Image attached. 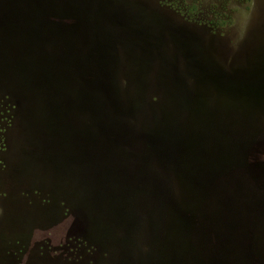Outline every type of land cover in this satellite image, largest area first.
<instances>
[{"label":"rangeland","instance_id":"374dc122","mask_svg":"<svg viewBox=\"0 0 264 264\" xmlns=\"http://www.w3.org/2000/svg\"><path fill=\"white\" fill-rule=\"evenodd\" d=\"M40 1L42 10L11 12L22 24L0 10V264H163L151 209L139 211L138 196L120 209L106 198L111 188L91 181L100 158L73 100L105 76L117 100L137 109L160 97L154 106L177 127L204 122V107L231 109L223 130L261 129L264 0ZM115 214L143 222L132 240L106 231L100 242L97 225ZM175 232L161 234L172 250ZM85 238L100 247L94 257Z\"/></svg>","mask_w":264,"mask_h":264},{"label":"trees","instance_id":"16d2710c","mask_svg":"<svg viewBox=\"0 0 264 264\" xmlns=\"http://www.w3.org/2000/svg\"><path fill=\"white\" fill-rule=\"evenodd\" d=\"M91 96L100 106V113L108 121L110 119L115 121L112 117L113 111L104 103V100L106 102L104 94H97L96 98L93 94ZM214 96L212 99L215 98ZM159 98L157 95L152 96L150 98L151 105L147 104L144 109H137L134 104L120 102L114 96H110V101L112 106L118 109L116 120L121 121L116 124V127L126 139V141L119 142L118 148V157L127 163L130 175L129 181L123 188L124 200L127 199L128 203H133L138 196L137 190L143 189L148 195L149 203L162 204L156 212L161 216L162 221L171 216L178 217L179 231H176L175 234H178L180 238H178L176 250H172L170 247L167 236L161 235L168 231V226L157 233V237L161 238L160 256L163 264H264V233H262L264 232V126L256 130L253 124L249 123L240 124L236 130L228 129V127L223 130L224 124L221 123V119L228 113L230 114L231 109L225 113L216 112L213 114L212 112V115L209 111V115L208 110L204 107H200L199 112L204 118V122L198 120L199 124L197 123L193 129L186 128L185 124L181 125L182 130H186L178 129L181 139L191 140L195 143L194 147L200 146L201 148H208L211 143L219 139L226 156H231L238 163L237 166L224 169L218 176H214L212 179L213 188L209 191V196L206 197L208 199L205 201L202 199L200 204L191 207L195 204L194 193L190 188L193 186L183 179L179 172L173 170L172 164L175 165L173 162L174 145L162 142V144H158L150 137L157 136L155 131L158 127L156 125L162 129H177V119L170 123L169 120L173 118L167 114L169 111L154 106L155 103H158ZM194 108L196 111L198 107ZM219 114L222 115L219 116ZM164 118L167 120H162ZM85 120L86 124L94 125V118L86 116ZM261 120L264 123V118ZM122 126L123 129L120 130ZM129 131L139 140L137 145L136 138L131 139L128 136ZM103 135L106 136V134ZM157 145L164 147L165 155L157 153ZM188 148L186 147L184 152L179 153L176 157L180 167L184 166L185 169L189 167L192 171L190 165L196 167L194 164L200 161L202 155ZM109 149L111 147L107 148V150ZM108 152L112 154V152ZM145 167L160 178L163 190L161 185L155 186L151 178L139 179L136 176ZM169 183L174 186L173 205H168L169 201L166 202L164 197ZM104 208L105 206H103V210ZM118 208L125 209L126 207ZM139 213L143 217L145 216L142 219H150L148 214ZM114 216L116 218L105 219L106 222L103 221L97 225L101 234L98 237L100 242L106 240V231L111 234L125 235L126 238H129L132 233L129 238L132 240L136 232L134 229L138 228L143 220L137 218L134 221L131 219V222H125L121 218L118 219L116 214ZM188 229L187 243L185 239H182V236L186 235ZM84 240L89 246V251L91 250L90 255L94 257L100 247L96 246V242L90 238ZM106 244L110 251L113 248L110 237ZM145 250L148 252L150 250L147 244ZM181 251L182 257L179 261ZM100 252L102 251L100 250ZM107 252L108 250L104 254L107 255ZM175 258H177L176 262Z\"/></svg>","mask_w":264,"mask_h":264},{"label":"water","instance_id":"95a60500","mask_svg":"<svg viewBox=\"0 0 264 264\" xmlns=\"http://www.w3.org/2000/svg\"><path fill=\"white\" fill-rule=\"evenodd\" d=\"M0 10H8L10 21L14 22L16 18L18 24H22L24 23V17L13 15L11 12L15 10L18 12L24 10H42V2L40 0H0ZM108 83V79L105 76L91 77L88 81V91L86 96L81 97L80 94L75 96L73 100V106L76 111H79L80 113L86 112V116H89L92 119L94 118V125L92 124L91 126L88 124L85 129L90 155L92 157L97 156L100 158V161H97V163L91 162L90 164L89 170L91 173V181L100 184L104 188H111L112 190H110V193L106 197L108 202L115 204L117 207H123L126 202V200L123 198V188L124 185L129 181L130 175L128 173L127 163L125 161L123 162V160L118 157V148L120 145L119 142L126 141V139L122 135V132L118 131L119 128L116 127V124L119 122L121 123V121L116 120L118 109L112 106L110 101V96H114V98L117 100L116 91L110 90L107 87ZM101 93L104 94V97L106 98V102L104 100L105 105L110 107V109L113 111L112 117H114L115 121L111 119L108 121L104 115L100 113V106H98L95 99L91 96L93 94V96L96 98V95H102ZM121 129H123V126L120 127V130ZM178 129L181 131H186L182 130L181 126L177 127V129H162L158 127L155 131L157 136L150 137L156 140L158 144L164 143L174 145L175 156H173V162L175 165L172 164L173 170L179 172L183 179H186L193 186L190 187L195 197V204L191 206L193 207L200 204L202 199H204V201L208 199L206 197L209 196V191L213 188L212 179L214 176H218L223 172L224 169L237 166L238 163L236 159L231 158V156H226L220 145L219 139H216V141L211 143L208 148H201L200 146L194 147L195 143H193L191 140L186 141L180 138V131ZM103 134H106V136ZM128 136L131 139L136 138V145L139 143V140L132 132L129 131ZM107 138H109V140H107ZM110 147L111 149L107 150V148ZM186 147H189V150L199 152L200 155H202L200 161L194 164L196 167L190 165L192 171H190L189 167L188 169H185L184 166L180 167L177 161L178 158L176 156L179 153L184 152ZM108 151L112 152V154H109ZM156 151L159 154L165 155V149L163 146L159 147L157 145ZM136 176H138L139 179L151 178L155 186L159 187L161 185L163 190V184L160 178L157 177V175L151 170H148L147 167L143 168L142 172ZM186 186L188 187V185ZM183 189L185 188L183 187ZM173 194L174 186L169 183L164 194L166 202L169 201L168 205H173ZM137 195L138 200L136 202V206L138 209L140 211H144L149 208L153 212V228L151 229L152 233L161 232L162 228L165 227V223L166 226L175 228L177 232L179 231V228L177 227V216H174L171 220L167 219L164 221L163 219L162 221L161 216L156 214L157 209H159L162 204L158 205L154 202L149 203L148 195L143 189L137 190ZM107 212L115 213V209H111L110 207L107 209ZM154 222H156V226H154ZM188 232L189 229L187 230L186 235L182 236V239H185L187 243ZM181 257L182 251L179 253V261ZM142 259H145V257L142 256ZM174 261L176 262L177 258H175Z\"/></svg>","mask_w":264,"mask_h":264}]
</instances>
